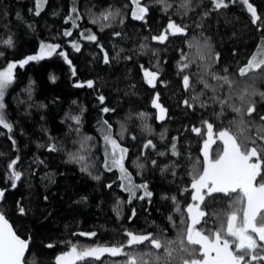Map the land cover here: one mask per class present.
I'll list each match as a JSON object with an SVG mask.
<instances>
[{
  "label": "trees",
  "instance_id": "16d2710c",
  "mask_svg": "<svg viewBox=\"0 0 264 264\" xmlns=\"http://www.w3.org/2000/svg\"><path fill=\"white\" fill-rule=\"evenodd\" d=\"M249 2L261 17L255 24L239 0H224L228 6L219 9L213 0H144L143 19L133 18L131 0H40L39 14L37 0H0V68L37 55L42 44L60 46L16 68L5 98L12 129L0 126V190L6 189L0 211L30 243L26 264H55L71 244L117 246L129 231L177 241L186 228L193 170L203 166L205 122L215 131L229 129L248 147L253 139L264 143L258 139L264 136V71L239 74L264 43V0ZM170 21L184 32L171 34ZM161 34L167 35L163 42L153 39ZM8 39L11 46L3 43ZM145 70L156 73L152 84ZM106 131L127 149L125 168L134 185H147L150 197L143 188L132 197L120 171L105 167ZM212 148L215 155L222 143ZM80 151L88 155L82 162L72 156ZM12 160L21 173L15 188L7 177ZM230 204L224 194L206 198L201 226L219 227ZM172 247L171 259L148 244L125 251L181 264L185 253ZM126 259L105 253L77 264Z\"/></svg>",
  "mask_w": 264,
  "mask_h": 264
},
{
  "label": "snow or ice",
  "instance_id": "6c2138e0",
  "mask_svg": "<svg viewBox=\"0 0 264 264\" xmlns=\"http://www.w3.org/2000/svg\"><path fill=\"white\" fill-rule=\"evenodd\" d=\"M159 2L163 3L164 0H159ZM241 2L247 6L254 24L261 20L249 0H241ZM131 3L134 5L133 18L143 19L148 11L147 7L141 5V0H131ZM213 3L217 9L228 6L224 0H213ZM39 7L40 0H37V14H39ZM109 15L111 13L104 15L103 19L107 20ZM167 28L171 30V34L184 32V28L173 21L169 22ZM64 35L71 36L72 33L66 31ZM87 38L96 39L94 35H89ZM153 39L163 42L167 39V35L161 34ZM3 43L11 46L12 40L8 39ZM72 46L79 50L75 43ZM59 47V45L42 44L40 52L20 61L19 67H23L29 61L51 56L57 52ZM57 54L67 60L63 51ZM105 62H107V55H105ZM17 66V63L9 62L3 70H0V126L9 131H11L12 125L4 115L3 101L7 89L14 81V70ZM183 67L186 68L188 65L184 64ZM256 71H264V43L257 49L256 54L252 55L247 64L239 69V74L245 76ZM144 75L148 78L149 84H152L156 79L154 72L145 70ZM223 79L227 82L228 78L224 77ZM183 83L186 89L190 87L189 76L183 77ZM88 86L92 87L91 81H88ZM103 99L100 97L101 102ZM153 104L160 108L163 114L164 109L155 100ZM103 111L108 112L109 109L104 108ZM236 111L239 112V109ZM254 111L253 105L247 109L249 115ZM261 119L264 120V117ZM205 124L207 135L202 148L203 166L202 169L194 168L193 170L191 188L194 190L192 195L194 203L188 204L186 208L187 221H182V223H186V228L177 241H161L151 233L129 231L126 232V242L117 246L84 247L71 244L68 251L55 258V264H77L78 261H85L89 257L98 260L105 253L111 256H126L124 264H160L162 258L151 252L141 254L135 251H125L126 248L135 249L141 244H148L156 250L163 248L169 259L173 258V253L176 251L172 246L178 244L179 251L188 256V258L182 257L181 264H262L264 262V143L258 145L253 139L252 146L248 147L247 144H242L229 129H223L214 134L213 125L208 122ZM110 127L109 125L108 128L110 129ZM192 131L198 135L201 134L199 128H193ZM258 139L264 142V136H259ZM217 140L222 143V148L213 155L212 146L217 143ZM104 141L106 145L105 167L109 170L119 169L122 179L128 181L125 190L130 192L132 197L136 196L137 188H143L144 194L150 197L152 194L147 191V185L132 183L131 175L124 166L127 149L112 138L110 131L105 132ZM148 145H151V141L145 147ZM51 150L55 151V147L53 146ZM173 154H175V145H173ZM16 163L17 160H12L8 166L9 169H12L9 179L12 181L13 188L16 187V181L21 178V173L14 169ZM213 194H224L230 197V211L226 213V218L219 227L205 229L201 225L206 223L205 217L208 213L203 210L202 205L205 204L206 198L212 197ZM4 195V190H0V200L4 198ZM139 198L143 199L144 197ZM177 210L179 211V208ZM19 212L24 214V208L20 207ZM81 235L94 236L95 233H81ZM28 245L29 241L16 233L5 214L0 211V264H25L24 258ZM48 247H52V245H48ZM145 256L152 257V259L146 260Z\"/></svg>",
  "mask_w": 264,
  "mask_h": 264
},
{
  "label": "rangeland",
  "instance_id": "374dc122",
  "mask_svg": "<svg viewBox=\"0 0 264 264\" xmlns=\"http://www.w3.org/2000/svg\"><path fill=\"white\" fill-rule=\"evenodd\" d=\"M240 2H241V0H239ZM242 3V2H241ZM250 3V2H249ZM245 7H246V5L244 4V3H242ZM141 5L142 6H144V7H146V5H145V3H144V0H141ZM133 8H134V5H133ZM133 11V10H132ZM145 16V15H144ZM171 31V30H170ZM16 63V62H15ZM7 65V64H6ZM6 65H4L2 68H0V70H3V68H5L6 67ZM17 65L19 66V62L17 63ZM17 66V67H18ZM15 71H16V69L14 70V81H15ZM157 76V75H156ZM13 81V82H14ZM13 84V83H12ZM11 84V85H12ZM10 88V87H9ZM9 88L7 89V91H6V93H5V96H4V105H5V107H6V104H5V98H6V95H7V93H8V91H9ZM156 101V103L157 104H159V102L157 101V100H155ZM160 105V104H159ZM5 107H4V109H3V112H4V115H5V117H6V112H5ZM160 107H161V105H160ZM162 108V107H161ZM159 109V112H160V114L161 115H164V112H163V114L161 113V111H160V108H158ZM7 120V119H6ZM205 130H206V135H207V126H206V128H205ZM213 131H214V134L215 133H218L219 131H215L214 130V128H213ZM113 139H115V138H113ZM118 142V141H117ZM217 142H220L219 140H217ZM119 143V142H118ZM120 144V143H119ZM121 145V144H120ZM213 147V146H212ZM105 148H106V145H105V142H104V146H103V154H104V163H105V161H106V156H105ZM109 150H110V147H109ZM83 154H85L86 155V157L88 158V155L86 154V152L84 153V151H80V152H77L75 155H72V156H74V157H78V159L80 160V162H82V160L83 159H86V158H84L83 157ZM126 156V155H125ZM81 157H83V159H81ZM91 164L92 163H89V165L91 166ZM124 166H125V159H124ZM107 168V167H106ZM116 169H118V168H116ZM119 170V169H118ZM12 171V170H11ZM11 171L7 174L8 176V178H9V176H10V174H11ZM125 181L128 183V181L125 179ZM133 183V182H132ZM193 193H194V190H193ZM191 203H194L193 201H191ZM202 208H203V205H202ZM203 210L205 211V209L203 208ZM206 212V211H205ZM207 213V212H206ZM208 227H206L205 226V229H207ZM185 257L186 258H188V256H187V254L185 253ZM145 259H146V257H145ZM147 260V259H146ZM262 264H264V262H262Z\"/></svg>",
  "mask_w": 264,
  "mask_h": 264
},
{
  "label": "water",
  "instance_id": "95a60500",
  "mask_svg": "<svg viewBox=\"0 0 264 264\" xmlns=\"http://www.w3.org/2000/svg\"><path fill=\"white\" fill-rule=\"evenodd\" d=\"M4 190V193H6V189H3ZM2 202V200H0V203ZM7 218V217H6ZM8 219V218H7ZM9 220V219H8ZM9 222L11 223V221L9 220ZM12 224V223H11ZM12 226H13V224H12ZM13 228H14V226H13ZM14 230L16 231V229L14 228ZM16 233H17V231H16ZM18 234V233H17ZM19 235V234H18ZM20 236V235H19ZM21 237V236H20ZM21 238H23V237H21ZM24 239V238H23ZM29 246H30V243H29V245H28V249H27V251H26V254H25V258H26V256H27V254H28V251H29ZM24 258V259H25ZM26 264V263H25Z\"/></svg>",
  "mask_w": 264,
  "mask_h": 264
},
{
  "label": "bare ground",
  "instance_id": "6f19581e",
  "mask_svg": "<svg viewBox=\"0 0 264 264\" xmlns=\"http://www.w3.org/2000/svg\"><path fill=\"white\" fill-rule=\"evenodd\" d=\"M133 9V8H132Z\"/></svg>",
  "mask_w": 264,
  "mask_h": 264
}]
</instances>
